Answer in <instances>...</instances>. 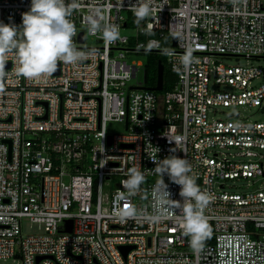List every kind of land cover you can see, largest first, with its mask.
I'll return each instance as SVG.
<instances>
[{
	"label": "built area",
	"instance_id": "2783aa9c",
	"mask_svg": "<svg viewBox=\"0 0 264 264\" xmlns=\"http://www.w3.org/2000/svg\"><path fill=\"white\" fill-rule=\"evenodd\" d=\"M78 3L69 19L80 60L28 79L9 52L0 68V262L264 264V121L211 118L219 108L264 112V68L217 61L264 59V0H147L144 19L130 10L136 0ZM30 6L0 0V21L20 26ZM105 25L118 26L116 41L103 39ZM130 28L134 36L120 34ZM147 53L167 58L177 78L170 91L144 89V63L129 59ZM111 123L125 132L109 133ZM177 136L180 143L169 142ZM173 154L189 161L209 195V233L198 252L179 212L158 196L153 161ZM134 167L145 181L129 191ZM164 180L180 201V186ZM235 181L249 186L228 191ZM26 221L43 232L25 235Z\"/></svg>",
	"mask_w": 264,
	"mask_h": 264
},
{
	"label": "clouds",
	"instance_id": "9594fccd",
	"mask_svg": "<svg viewBox=\"0 0 264 264\" xmlns=\"http://www.w3.org/2000/svg\"><path fill=\"white\" fill-rule=\"evenodd\" d=\"M124 3V0H121ZM79 7L78 0H31L30 9L22 14V25L0 21V68L7 65V54L13 52L17 58L16 71L28 79H38L54 74L58 64H72L81 59V54L74 47L73 37L76 27L69 19L73 10ZM130 10L138 19L148 17L152 8L147 0H136ZM90 30L95 32L99 24L90 17ZM103 39L114 42L119 38L118 26L105 25ZM191 55L184 57V62L191 63ZM2 74V73H0ZM182 137L177 136L170 143L178 144ZM172 152L175 153L172 149ZM156 164V172L160 174L158 196L162 202L171 205V210L179 212L183 232L190 237V246L200 251L209 233V223L202 209L209 201V195L201 191L196 180L190 175L191 165L187 159L178 155H170ZM172 183L180 186V201L170 199L168 185L164 176ZM143 173L134 167L125 181L129 191L139 190L144 183ZM153 219H160L159 216Z\"/></svg>",
	"mask_w": 264,
	"mask_h": 264
},
{
	"label": "rangeland",
	"instance_id": "374dc122",
	"mask_svg": "<svg viewBox=\"0 0 264 264\" xmlns=\"http://www.w3.org/2000/svg\"><path fill=\"white\" fill-rule=\"evenodd\" d=\"M121 35L123 36H129L132 37L135 35V31L132 29H125L122 30L120 32ZM95 41L91 38L88 39V44H94ZM165 59L166 65H167V58L163 57ZM147 59L148 56H146L145 54H141V55H135L133 57H131L129 59L130 62H142L144 63V66H146L145 64L147 63ZM217 61H219L220 63H223L225 65H229V66H243V67H247V66H256V67H262L264 68V59H255V60H248L245 58H226V57H219L217 58ZM146 68V67H145ZM168 68V66H167ZM145 80V73L143 71V69H141V72L139 74V83H144ZM132 85H137V82H133ZM218 89V88H217ZM236 115H241L242 117L246 118V119H250V120H256V121H264V112H260L258 109H249L246 110L244 108H228V109H224V108H219L218 110H216L215 112H213L211 114V118L214 119H227L230 116H236ZM109 133L112 134H122L125 132V124L123 123H111L109 124L108 127ZM249 186V183L247 181H235V182H228L227 184V190L231 191V192H235V191H241V188L245 189ZM256 188H260V185L258 184L256 186ZM23 231L25 235H36V234H41L43 232V230H41V228L37 225H34L32 223L29 222H24L23 224ZM0 264H4L2 262H0ZM7 264H20L18 261L17 262H13V261H9Z\"/></svg>",
	"mask_w": 264,
	"mask_h": 264
},
{
	"label": "trees",
	"instance_id": "16d2710c",
	"mask_svg": "<svg viewBox=\"0 0 264 264\" xmlns=\"http://www.w3.org/2000/svg\"><path fill=\"white\" fill-rule=\"evenodd\" d=\"M132 29V28H130ZM148 56L146 66V87L150 89H154L158 85V70L159 64L163 63L165 65V92L170 91L176 81L177 78L169 71L167 68L164 56H161L156 53H147L145 54Z\"/></svg>",
	"mask_w": 264,
	"mask_h": 264
},
{
	"label": "water",
	"instance_id": "95a60500",
	"mask_svg": "<svg viewBox=\"0 0 264 264\" xmlns=\"http://www.w3.org/2000/svg\"><path fill=\"white\" fill-rule=\"evenodd\" d=\"M81 40L84 42V34H81ZM174 44L176 45V41H174ZM165 65L163 63L159 64V70H158V85L154 89L150 88H144L145 90H151L155 92H163L165 90ZM72 221L67 222V232L72 233ZM125 255L130 251L129 248H122ZM43 258H39L38 262H40Z\"/></svg>",
	"mask_w": 264,
	"mask_h": 264
}]
</instances>
